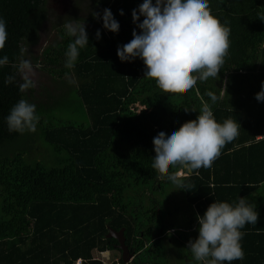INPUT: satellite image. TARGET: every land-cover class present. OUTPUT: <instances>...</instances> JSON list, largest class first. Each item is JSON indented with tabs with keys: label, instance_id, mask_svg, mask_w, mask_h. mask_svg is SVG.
I'll use <instances>...</instances> for the list:
<instances>
[{
	"label": "trees",
	"instance_id": "obj_1",
	"mask_svg": "<svg viewBox=\"0 0 264 264\" xmlns=\"http://www.w3.org/2000/svg\"><path fill=\"white\" fill-rule=\"evenodd\" d=\"M142 3L97 1L95 13L102 17L105 8L111 9L118 33L104 29L94 13L76 16L98 26L101 38L85 25L89 44L80 50L75 67L67 69L71 38L65 23L58 25L59 38L32 55L49 18V0H0L8 31L0 57L9 58L0 68V149L18 143L0 151V264H77L79 259L82 264H196L187 245L198 236L197 214L215 200L234 204L240 196L248 198L260 218L256 226L241 229L245 256L232 264H264V102L255 98L264 82V0H209L212 14L228 30V54L217 77L181 93H164L144 78L140 59L121 62L117 56V48L133 39V30L140 31L132 11ZM21 47L26 49L23 59L55 81L67 82L66 88L40 102L33 99L34 88L21 93L16 74ZM14 74L16 82L5 84ZM207 90L220 97L211 105L216 120L239 122V135L210 168L191 173L170 168L186 173L180 176L182 203L171 206L174 184L152 169V141L160 131L196 119L202 104L210 103ZM20 99L37 106L35 132L8 131L5 117ZM67 108L75 118L61 117ZM24 136L30 145L38 139L51 147L54 164L29 158L34 147L19 146ZM181 211L180 218H171ZM110 228H125L134 253L129 263L122 254L111 263L95 257V251L122 253L119 241L107 237Z\"/></svg>",
	"mask_w": 264,
	"mask_h": 264
},
{
	"label": "clouds",
	"instance_id": "obj_2",
	"mask_svg": "<svg viewBox=\"0 0 264 264\" xmlns=\"http://www.w3.org/2000/svg\"><path fill=\"white\" fill-rule=\"evenodd\" d=\"M120 15H124L123 10ZM94 16L102 19L107 31L119 32L120 24L111 9L105 8L102 17L100 13ZM132 18L140 31L133 30V39L117 48V56L121 62L140 59L145 66L144 78L154 80L162 92H188L198 81L204 83L219 75L229 50V33L212 14L209 0H143L132 11ZM260 19L264 20V16ZM64 28L71 38L65 51V67L73 69L80 50L89 44V38L85 24L66 23ZM96 36L101 38L99 30ZM7 39V21L0 17V50L4 49ZM25 51L21 47V59L16 65L21 93L36 87L35 69L29 60L23 59ZM8 63L7 55L0 57V68ZM16 74L7 76L5 84L16 82ZM205 95L210 103L202 104L196 119L183 123L178 129L160 131L152 141L155 152L152 169L163 174L177 190H185V185L179 174L170 172V168L179 167L187 172L210 168L225 145L239 135V122L230 118L223 122L216 120L211 105L220 97L211 90ZM255 98L264 102V82ZM36 107L20 99L5 117L8 131L35 132L39 121ZM189 110L196 111L185 108ZM259 218L256 208L246 197L240 196L234 204L215 200L202 215L197 214L198 236L188 241L187 249L196 264H232L243 260L241 229L249 224L256 226Z\"/></svg>",
	"mask_w": 264,
	"mask_h": 264
},
{
	"label": "rangeland",
	"instance_id": "obj_3",
	"mask_svg": "<svg viewBox=\"0 0 264 264\" xmlns=\"http://www.w3.org/2000/svg\"><path fill=\"white\" fill-rule=\"evenodd\" d=\"M98 0H64L63 2L61 0H49V18L46 20L44 27L41 29V37L37 44L33 45L31 47L33 53L32 55H39L43 48H45L48 44L55 41L56 38H59L58 36V25L62 23H72L73 25H79V24H85L86 26H89L96 36L97 30H99V27L96 26L94 23H86L83 20L77 21L76 16L80 17H88L90 13L98 12L99 5L97 4ZM97 37V36H96ZM35 69V82L36 87L34 88V100H37V102H40L41 100L47 99L46 96L52 93L53 95L58 94L63 88H66V83L63 81H55L52 76L45 70H43L39 65H33ZM64 83V84H63ZM40 100V101H39ZM139 110L142 108V106L138 105ZM61 117L63 119L68 120V118H75V115L72 113L71 110L68 108L64 110L63 112H59ZM25 134H28L26 132ZM24 143L20 144L19 146H30L33 145L34 149L32 153L30 154L29 158H38L41 160H46L48 162H51L49 165L54 164L55 154H53V150L51 147L46 145L45 143L41 144L40 140L37 139L36 142H32L31 145L29 143V140L26 139V136H24ZM20 143V142H19ZM18 146V143L11 145V143H7L6 147L3 149L1 148L0 151L8 150L15 148ZM49 150L50 154L48 153ZM15 152V149L12 151V153ZM47 163V162H46ZM48 164V163H47ZM179 176L186 175V173L180 171ZM170 203L169 205L175 206L182 203V194L180 190H177L176 185H173L172 188H170ZM163 195V194H162ZM161 199H163V196H160ZM160 199V198H159ZM185 210V209H183ZM181 212L175 213L172 215V219L176 220L177 218L181 217ZM2 215L1 212V199H0V217ZM170 218V217H169ZM121 252L119 250H110L104 253H100L99 251H95L94 255L95 257H98L99 259L111 263L113 261H118V259L121 256ZM173 259H176V253L173 256ZM176 264V263H175Z\"/></svg>",
	"mask_w": 264,
	"mask_h": 264
},
{
	"label": "water",
	"instance_id": "obj_4",
	"mask_svg": "<svg viewBox=\"0 0 264 264\" xmlns=\"http://www.w3.org/2000/svg\"><path fill=\"white\" fill-rule=\"evenodd\" d=\"M107 237H114L119 241L118 245L122 251V258L125 263H129L134 257V253L130 251L129 246L126 244L125 228H122L119 231L110 228Z\"/></svg>",
	"mask_w": 264,
	"mask_h": 264
},
{
	"label": "built area",
	"instance_id": "obj_5",
	"mask_svg": "<svg viewBox=\"0 0 264 264\" xmlns=\"http://www.w3.org/2000/svg\"><path fill=\"white\" fill-rule=\"evenodd\" d=\"M77 264H82V260L79 259L78 262H77Z\"/></svg>",
	"mask_w": 264,
	"mask_h": 264
},
{
	"label": "flooded vegetation",
	"instance_id": "obj_6",
	"mask_svg": "<svg viewBox=\"0 0 264 264\" xmlns=\"http://www.w3.org/2000/svg\"><path fill=\"white\" fill-rule=\"evenodd\" d=\"M62 2L64 1V0H61Z\"/></svg>",
	"mask_w": 264,
	"mask_h": 264
}]
</instances>
